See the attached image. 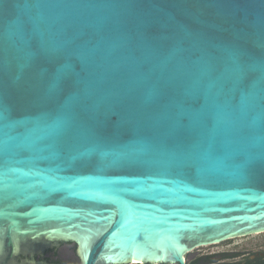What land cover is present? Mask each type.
Returning a JSON list of instances; mask_svg holds the SVG:
<instances>
[{
	"label": "water",
	"instance_id": "1",
	"mask_svg": "<svg viewBox=\"0 0 264 264\" xmlns=\"http://www.w3.org/2000/svg\"><path fill=\"white\" fill-rule=\"evenodd\" d=\"M263 233L264 0H0V254Z\"/></svg>",
	"mask_w": 264,
	"mask_h": 264
},
{
	"label": "flooded vegetation",
	"instance_id": "2",
	"mask_svg": "<svg viewBox=\"0 0 264 264\" xmlns=\"http://www.w3.org/2000/svg\"><path fill=\"white\" fill-rule=\"evenodd\" d=\"M259 235H264V233ZM245 238L247 237L221 243V248L215 251L193 254L195 250L186 256L188 257L187 264H264V239L258 243L233 244ZM76 248L75 243L71 242L29 243L23 245L18 253L0 254V264H83L76 253Z\"/></svg>",
	"mask_w": 264,
	"mask_h": 264
},
{
	"label": "rangeland",
	"instance_id": "3",
	"mask_svg": "<svg viewBox=\"0 0 264 264\" xmlns=\"http://www.w3.org/2000/svg\"><path fill=\"white\" fill-rule=\"evenodd\" d=\"M262 239H264V235H259V236L253 235V236L247 237L245 239L235 241L233 244H243L244 242H246V243H248V242L249 243H258ZM221 246H222V244L217 245V246L204 247V248L196 250L193 254H200V253H204L206 251H211V250L215 251V250L221 248Z\"/></svg>",
	"mask_w": 264,
	"mask_h": 264
},
{
	"label": "bare ground",
	"instance_id": "4",
	"mask_svg": "<svg viewBox=\"0 0 264 264\" xmlns=\"http://www.w3.org/2000/svg\"><path fill=\"white\" fill-rule=\"evenodd\" d=\"M136 263V262H135Z\"/></svg>",
	"mask_w": 264,
	"mask_h": 264
}]
</instances>
